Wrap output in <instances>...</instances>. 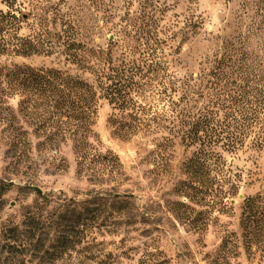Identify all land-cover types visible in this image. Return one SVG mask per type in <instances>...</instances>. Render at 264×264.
Returning a JSON list of instances; mask_svg holds the SVG:
<instances>
[{
	"label": "rangeland",
	"instance_id": "rangeland-1",
	"mask_svg": "<svg viewBox=\"0 0 264 264\" xmlns=\"http://www.w3.org/2000/svg\"><path fill=\"white\" fill-rule=\"evenodd\" d=\"M24 2L26 9L35 6L39 15L55 20L58 33L63 19L73 21L82 43L94 49H106L123 33L113 58L146 38L163 42L161 60L176 78L210 69L227 42L249 37V50L258 53L264 40L257 29L264 25V0ZM128 24H146L150 33L139 36ZM61 51L0 56V67L53 68L94 83L93 75L67 62ZM21 99H6L12 113L0 115V264H264V252L246 250L240 224L244 199L264 195L263 150L246 147L224 155L226 186H236L235 193L221 194L225 185L215 177V196L194 197L180 190L188 182L183 164L193 148L186 149L176 135L157 129L119 138L110 123L119 116L100 101L89 143L93 152L117 162L111 167L100 160L81 169L72 138L46 140L44 131L17 112Z\"/></svg>",
	"mask_w": 264,
	"mask_h": 264
},
{
	"label": "trees",
	"instance_id": "trees-1",
	"mask_svg": "<svg viewBox=\"0 0 264 264\" xmlns=\"http://www.w3.org/2000/svg\"><path fill=\"white\" fill-rule=\"evenodd\" d=\"M0 3L5 8L0 10V56L49 57L62 48L67 62L94 77L91 84L53 68L0 67V115L12 113L6 99L21 96L17 112L36 130L44 131L48 141L60 135L71 137L81 169L100 160L111 167L117 162L114 156L93 152L89 143L95 137L91 128L100 101H106L119 116L110 121L115 136L130 139L162 129L179 137L186 149L193 148L183 164L188 182L180 190L194 197L215 196V177L226 187L221 194L235 193L236 186H226L230 170L224 155L246 147L264 151V40L258 53L249 50V37L236 45L227 42L210 69L176 78L161 60L163 42L140 39L135 49L124 47L119 59L113 58L123 33L106 49H94L82 43L69 19L62 20L58 33L55 20L39 15L35 6L26 9L24 0ZM128 26L139 36L150 33L146 24ZM257 29L264 31V25L260 23ZM241 208L246 250L255 246L264 252V195L245 198Z\"/></svg>",
	"mask_w": 264,
	"mask_h": 264
}]
</instances>
